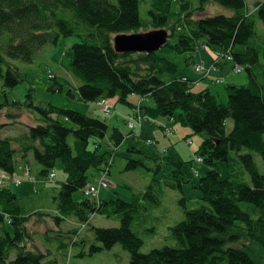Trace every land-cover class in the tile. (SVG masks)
<instances>
[{
  "label": "trees",
  "instance_id": "obj_1",
  "mask_svg": "<svg viewBox=\"0 0 264 264\" xmlns=\"http://www.w3.org/2000/svg\"><path fill=\"white\" fill-rule=\"evenodd\" d=\"M175 1L180 4L181 17L170 25L173 0H0V113L26 107L40 115L36 125L17 137H3L6 125H0V170L13 175L18 158L27 160L32 155L42 167L41 180L50 176L58 161L67 174L52 198V209L36 203V199H44L41 191L37 197L25 198L0 188V264H71V249L80 247L79 256L86 254L85 241L78 240L77 230L59 229L61 235H72L79 242L73 239L60 244L56 252L46 234L42 237L43 252L29 246L36 234L31 232L30 223L39 224L47 217L61 228L64 221L74 217L85 225L95 214L118 220L120 227L94 228L101 245H92L91 254L119 244L130 254L129 264H256L244 249L253 242L264 248V174L253 155L244 151L257 153L264 161V52L259 49V45L264 48V0L256 2L252 13L247 11L248 0H198L197 6L190 0ZM210 2L235 14L196 18L206 12ZM142 4H149L147 18L141 16ZM254 16L263 25L261 32ZM162 29L174 39V44H166L174 53L210 48L217 52V69L233 64L235 70L247 72L248 84L228 85L227 103H221L209 90L193 92L194 81L176 77L178 64L158 52L123 54L114 48V38L119 34ZM69 38L77 42L66 52L67 70L81 82L74 94L69 90L72 98L98 104L120 95L119 101L132 109L129 117L139 113L140 118L150 121L166 119L206 135L197 157L208 171L197 175L195 186L206 205L188 210L186 199L180 201L185 218L169 229L176 246L143 254L144 241L139 233L148 221L147 204L161 205L164 188L183 191L186 180L178 176L183 175L184 163L165 157V164L177 167L173 171L176 181L154 179L130 203L117 199L98 205L84 195L95 179L90 171L110 176L127 137L114 128L109 137L112 150L102 152L109 132L104 120L53 105L37 107L31 93L24 104L9 98L10 91L26 79L17 62L30 64L43 48L58 46ZM239 46L244 52L236 51ZM53 82L55 91L70 85L58 78ZM131 95L152 100L154 106L130 104ZM62 117L71 126L61 121ZM229 120L234 124L230 132ZM127 154L126 172L152 171L148 162L160 160L136 147L127 149ZM194 162H190L192 168ZM221 164L226 166V177L222 176ZM162 169V164L158 165L156 173ZM80 192L82 198L76 200ZM240 243L243 248L234 246ZM55 253H59L58 258Z\"/></svg>",
  "mask_w": 264,
  "mask_h": 264
},
{
  "label": "rangeland",
  "instance_id": "obj_2",
  "mask_svg": "<svg viewBox=\"0 0 264 264\" xmlns=\"http://www.w3.org/2000/svg\"><path fill=\"white\" fill-rule=\"evenodd\" d=\"M197 6L198 0H190ZM258 0L247 1V11L252 13L254 11L255 4ZM147 3V2H146ZM206 12L202 15L197 14L195 17H206V16H233L235 11L223 7L217 3L210 2L206 6ZM149 10V4H142L140 7L142 18H147V12ZM181 17L180 4L173 0L172 2V14L170 25L178 22ZM256 20L258 30H262L263 25L261 21L254 16ZM166 30V29H164ZM167 31V30H166ZM169 32V31H167ZM261 32V31H260ZM170 34V33H169ZM174 44V39H169ZM77 42L76 38L63 39L60 41L58 46L48 45L38 52L32 63L25 64L17 62L19 68L25 73L26 79L17 87H15L9 93V98L13 101L25 103L29 101L27 96L31 93L34 103L37 107H48L53 105L57 108L69 111H77L84 113L90 117L104 120L109 126V132L106 139L102 142V152H108L112 150L109 143V137L114 128H118L121 133L127 137L128 141L118 151V158L115 161L114 166L111 170V175L106 178L109 185L108 188H102L99 191L97 198L89 196L96 200L98 205L102 202H109L111 200L121 199L125 202H132L134 196H141L149 185L152 184L154 179H172L176 181L173 171L177 170L176 166L167 165L164 162L167 158L174 159L176 163H184L182 166L183 175H179L180 179H185L186 183L183 184V191L170 190L164 188V195L162 203L159 206H153L147 204V223H144V231L140 234L144 244L141 248V253L147 254L155 249H163L165 247L176 246V241L171 238L170 228L177 223L181 222L185 218L184 207L180 204L182 199H186V207L188 210H194L205 206L201 198V193L195 188L198 182L197 170L201 176H204L208 171V167L205 164H197L194 162L195 169L192 168L191 161H194L198 156V151L202 146V143L206 137L205 134L194 133L191 128L184 127L181 124H174V132L167 126H155V121L142 119L141 123L138 124V128L142 130H132L130 128L129 116L132 114V109L129 105L121 103L119 101L120 95L110 98L109 102L101 103H85L80 101L77 97L72 98L69 95V90H73L81 86V82L74 78L67 70L69 65V59L66 55L68 49ZM259 49L264 48L259 45ZM261 50V51H262ZM237 52H244V47H237ZM158 54L170 61L178 64L179 69L176 73V77H188L192 81L197 82L192 84V90L195 93L209 90L202 89L197 85H200L199 80L209 77L212 73L218 71L217 67L210 65L212 63V56L216 57L217 52L207 48L199 49L195 52H189L184 54H176L169 47L165 46L158 51ZM193 58L197 61V64L205 66L206 70L199 72L196 70L194 64L188 65V61H192ZM264 62V57H262ZM208 64H207V63ZM226 69L227 73L230 74V78L217 79L216 84H221L218 88H213L214 94L221 103H227L228 97L226 94V87L228 85L243 86L248 84L247 72H237L233 70L234 65L229 64ZM204 68V69H205ZM58 78L66 80L70 85H65L62 91L53 90L52 86H56L53 79ZM53 86V87H54ZM1 91V89H0ZM218 92V93H217ZM141 98L137 95H131L128 97V103L137 105ZM140 105V104H139ZM138 105V106H139ZM143 106H154L152 100H144ZM101 109V111H100ZM104 109V110H103ZM108 110V112L105 111ZM40 117L36 110H30L23 107L21 110L7 109L0 113V125H6L2 132L3 137H17L28 132L30 126L37 124V119ZM66 125L71 126L63 117L61 118ZM234 124L232 120L227 122V129L230 132ZM130 132L136 135L134 138L130 136ZM71 145L73 139L70 140ZM130 147H136L141 151L145 152L152 159H160L158 163L148 162V167L153 169L147 171L145 169L126 172V160L124 157L127 154V149ZM244 152L251 153L254 160L259 168L260 172L264 174V161L262 157L250 150ZM165 157H167L165 159ZM162 164L163 169L161 172H157V166ZM193 166V167H194ZM222 169V176L226 177L227 170L225 164L220 165ZM42 167L36 162L34 157L31 155L27 160H21L18 158L16 163V170L13 175H7L3 184V189H8L19 197H37L38 192L41 191L44 199H36V203L42 204L47 209L53 208L52 198L58 193L61 184L67 179V174L63 169L61 161H58L53 172L55 178L47 177L41 180L40 172ZM1 174V173H0ZM91 175L95 176L93 182H95L98 173L94 170L90 171ZM10 179V181L8 179ZM99 179V178H98ZM41 180V181H40ZM20 181V185H16V182ZM12 182V183H10ZM97 185V184H95ZM85 195V193H84ZM86 196V195H85ZM87 197V196H86ZM82 198V193L75 195L76 200ZM54 214V213H53ZM120 222L118 220L109 219L105 216L95 214L90 225L85 227L79 223L76 218L71 217L64 221L59 228L52 219L45 218L39 224L30 223V230L36 233L29 246L31 248L36 247L41 251L45 252V241L43 242L42 237L49 236L52 239L51 247L55 250L58 249L60 244L69 243L73 241L72 235L59 233V229L68 232L71 230H77L78 240H84L85 256L80 257L79 253L82 251L80 247L75 248L74 251L70 250L68 256L72 255L71 264H129L130 254L125 251L119 244L115 245L111 250H104L95 254L90 253L92 245L100 246L94 235V228H119ZM58 232V233H57ZM34 234V233H33ZM61 236V237H56ZM56 238V239H55ZM55 239V240H54ZM71 240V241H70ZM76 239V242H79ZM234 246L243 248V244H235ZM245 252L252 258L256 264H264V248L257 242L250 243L245 246ZM56 252V251H55ZM59 253H55L53 256H57ZM84 255V254H83ZM68 260V257H67ZM69 264V261L67 262Z\"/></svg>",
  "mask_w": 264,
  "mask_h": 264
},
{
  "label": "water",
  "instance_id": "obj_3",
  "mask_svg": "<svg viewBox=\"0 0 264 264\" xmlns=\"http://www.w3.org/2000/svg\"><path fill=\"white\" fill-rule=\"evenodd\" d=\"M169 33L162 29L147 33L119 34L114 38L118 53H154L166 46Z\"/></svg>",
  "mask_w": 264,
  "mask_h": 264
},
{
  "label": "crops",
  "instance_id": "obj_4",
  "mask_svg": "<svg viewBox=\"0 0 264 264\" xmlns=\"http://www.w3.org/2000/svg\"><path fill=\"white\" fill-rule=\"evenodd\" d=\"M212 63L210 64V65H215V63H216V57L214 56H212ZM197 63V61L193 58V60L191 61V63ZM207 63V62H206ZM208 64V63H207ZM229 66L227 65V66H223V68H219L218 69V71L217 72H215V73H212L209 77H207V78H205L204 76H203V78L201 79V80H199V82H200V85H197V86H199V87H202V89H210V91L211 92H213V88H218L221 84H216V81H217V79H222V78H227V79H229L230 78V74H228L227 73V68H228ZM187 79H189V80H191L190 78H188V77H186ZM192 81V80H191ZM194 83H197V82H194ZM214 93V92H213ZM218 93V92H217ZM143 100L142 101H140L137 105H139V104H142L143 105ZM156 122V124H151V125H157V126H162V125H165V126H170V128H174V124H171V122L170 121H168V120H166V119H158V120H156L155 121ZM174 130V129H173ZM0 173L1 174H3L4 172H2L1 170H0ZM8 179V178H7ZM9 181H10V179H8ZM19 182V181H18ZM10 183H12V182H10Z\"/></svg>",
  "mask_w": 264,
  "mask_h": 264
},
{
  "label": "built area",
  "instance_id": "obj_5",
  "mask_svg": "<svg viewBox=\"0 0 264 264\" xmlns=\"http://www.w3.org/2000/svg\"><path fill=\"white\" fill-rule=\"evenodd\" d=\"M204 65H197L196 66V70H198L199 72H203L206 70V68ZM238 70V72H241L242 69H236ZM107 101H103V104H105ZM104 110V109H103ZM106 112H108L107 109H105ZM142 118H140V114L138 113L136 116H135V120H130L132 123H130V128L132 130H138L140 129L141 127L138 128V124L141 123L142 121ZM202 159L201 158H197V162L198 163H202ZM52 178H54V175H50ZM106 176L107 174L105 172H102L101 173V177H100V180L98 181L97 185H93V186H90L88 189H86V191L84 192L85 195L87 197L91 196V197H94L95 199L97 198L98 194H99V191L102 189V188H108V184L106 182ZM6 177L4 174H0V187L3 186L4 184V181H5Z\"/></svg>",
  "mask_w": 264,
  "mask_h": 264
},
{
  "label": "bare ground",
  "instance_id": "obj_6",
  "mask_svg": "<svg viewBox=\"0 0 264 264\" xmlns=\"http://www.w3.org/2000/svg\"><path fill=\"white\" fill-rule=\"evenodd\" d=\"M167 128L172 129V128H170V126H167ZM172 132H174L173 129H172ZM50 175H54V177H56L54 172H52ZM98 178H99V179H98ZM99 180H100V177L97 176L95 182L91 183V184L89 185V187H90V186H93V185H95V184H97ZM89 187H88V188H89Z\"/></svg>",
  "mask_w": 264,
  "mask_h": 264
}]
</instances>
